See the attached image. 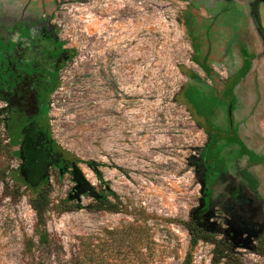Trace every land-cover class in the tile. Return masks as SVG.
I'll return each instance as SVG.
<instances>
[{"label":"rangeland","instance_id":"374dc122","mask_svg":"<svg viewBox=\"0 0 264 264\" xmlns=\"http://www.w3.org/2000/svg\"><path fill=\"white\" fill-rule=\"evenodd\" d=\"M249 2L0 0V74L2 38L20 24L53 27L70 54L44 105L61 160L29 171L0 126V264H181L192 219L233 246L217 264H264V48ZM242 49L250 71L233 91V119L256 158L216 140L218 159L204 163L208 132L228 129L224 89ZM9 140L16 156L4 151ZM69 157L76 165L63 166ZM239 170L257 179L261 199ZM78 180L113 209L91 211ZM46 181L40 244L30 200ZM213 250L199 242L193 264H213Z\"/></svg>","mask_w":264,"mask_h":264},{"label":"flooded vegetation","instance_id":"af4514ba","mask_svg":"<svg viewBox=\"0 0 264 264\" xmlns=\"http://www.w3.org/2000/svg\"><path fill=\"white\" fill-rule=\"evenodd\" d=\"M227 1L233 4L236 0ZM248 8L260 45L264 48V22L259 20L260 17L264 20V0H251ZM13 28L15 30L12 34L9 33V38H2L4 48L2 49V72L0 74L2 86L0 126L3 127L6 135L13 134L18 139L22 166L28 168L29 171L31 168L34 173H45L47 169L61 160V154L56 153L48 135L44 115L46 95L57 83V76L63 64L70 58V54L59 44L54 28L49 25L38 27L25 23ZM11 35L14 36L11 38ZM240 53L243 56V63L232 76L230 86L224 89L228 97V129L222 133L216 130L208 132L207 143L204 147V163H207V158L218 159L221 150L216 140H220L225 145H237L241 156L250 159L249 154H251L256 158L254 152L246 148L238 137L233 119V91L241 82V78L246 77L250 71L245 66L247 64L245 51ZM229 77H227L228 80L231 79ZM228 133L230 138L224 140V136ZM241 148L248 153L241 154ZM242 171L247 170H239V173ZM217 185L219 186L218 179ZM253 197L259 200L254 195Z\"/></svg>","mask_w":264,"mask_h":264},{"label":"trees","instance_id":"16d2710c","mask_svg":"<svg viewBox=\"0 0 264 264\" xmlns=\"http://www.w3.org/2000/svg\"><path fill=\"white\" fill-rule=\"evenodd\" d=\"M247 65V64H246ZM247 70L249 69V66L247 65ZM9 135V134H8ZM10 137L13 139H16L15 136L12 134ZM11 140V138H10ZM10 140L7 142V144L4 146V151L6 154L12 156H16L17 152L13 153L10 152L9 146H11L13 143L10 142ZM243 153H248L245 151L244 148H241V154ZM250 159H255L251 154H249ZM76 159L73 158H68L63 160V166H66L67 164L70 165H76ZM15 172V174H13ZM18 171H8V178L16 185V187H21L24 183L21 181L19 174L17 173ZM17 173V174H16ZM241 177L246 181L247 186L249 190L252 192V194L258 198L261 199L260 194L258 192V181L257 179L250 174L247 171H242L240 172ZM80 186H79V191L85 192L87 195L93 198L92 204L88 206V208L91 211H100V210H111L113 209V205L105 199L106 197L102 195L101 197L97 196V194L94 192L93 189L90 187H87L85 184L81 183L80 180H78ZM48 184L47 181L40 184L36 189H32V198L30 200V205L35 211L36 217H37V222L34 228V233L38 237V242L40 244H48L49 239H48V234L45 230H41L40 227L44 223V210L47 204L49 203L48 201ZM107 204V205H106ZM186 228L189 232L190 235V240H189V249L185 255L184 260L182 261L181 264H193V251L198 245L199 242H206L209 244H212L214 246L213 250V256H212V263L217 264L222 260H228L230 257L234 255L233 252V246L226 242L225 240L221 239H216V236L214 233L211 231L206 230L199 222L196 220L192 219L189 223L186 224Z\"/></svg>","mask_w":264,"mask_h":264},{"label":"water","instance_id":"95a60500","mask_svg":"<svg viewBox=\"0 0 264 264\" xmlns=\"http://www.w3.org/2000/svg\"><path fill=\"white\" fill-rule=\"evenodd\" d=\"M21 172H23V171L21 170Z\"/></svg>","mask_w":264,"mask_h":264}]
</instances>
